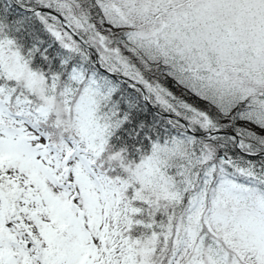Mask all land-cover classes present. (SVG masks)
Returning <instances> with one entry per match:
<instances>
[{
    "label": "snow or ice",
    "instance_id": "1",
    "mask_svg": "<svg viewBox=\"0 0 264 264\" xmlns=\"http://www.w3.org/2000/svg\"><path fill=\"white\" fill-rule=\"evenodd\" d=\"M0 264H264V0H0Z\"/></svg>",
    "mask_w": 264,
    "mask_h": 264
}]
</instances>
